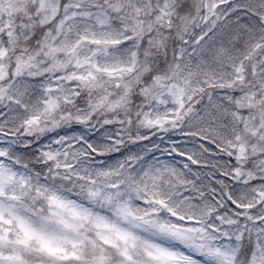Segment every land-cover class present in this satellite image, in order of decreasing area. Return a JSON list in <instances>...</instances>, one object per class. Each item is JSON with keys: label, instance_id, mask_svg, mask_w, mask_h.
Segmentation results:
<instances>
[{"label": "snow or ice", "instance_id": "6c2138e0", "mask_svg": "<svg viewBox=\"0 0 264 264\" xmlns=\"http://www.w3.org/2000/svg\"><path fill=\"white\" fill-rule=\"evenodd\" d=\"M0 264H264V0H0Z\"/></svg>", "mask_w": 264, "mask_h": 264}]
</instances>
